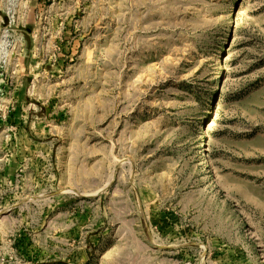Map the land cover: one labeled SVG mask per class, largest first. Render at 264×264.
Here are the masks:
<instances>
[{
    "label": "rangeland",
    "instance_id": "rangeland-1",
    "mask_svg": "<svg viewBox=\"0 0 264 264\" xmlns=\"http://www.w3.org/2000/svg\"><path fill=\"white\" fill-rule=\"evenodd\" d=\"M0 264H264V0H0Z\"/></svg>",
    "mask_w": 264,
    "mask_h": 264
}]
</instances>
